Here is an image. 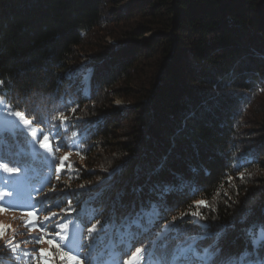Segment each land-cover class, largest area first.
I'll list each match as a JSON object with an SVG mask.
<instances>
[{
	"label": "trees",
	"instance_id": "obj_1",
	"mask_svg": "<svg viewBox=\"0 0 264 264\" xmlns=\"http://www.w3.org/2000/svg\"><path fill=\"white\" fill-rule=\"evenodd\" d=\"M123 1L0 0V98L26 113L53 107L46 115L66 102L59 110L71 119L56 128L80 132L87 167L73 176L83 187L72 183L59 196L71 201L75 220L97 224L96 246L87 247L96 251L92 258L113 263L114 244L128 240L126 225L156 199L150 189L176 183L177 174L200 190L168 194L170 210L152 208L148 221L158 211L163 219L149 236L173 216L199 211L210 232L228 226L221 243L237 254L249 244L245 230L264 224V0ZM97 36L112 42L95 46L83 64L80 48ZM118 97L124 109L113 107ZM15 130L2 131L0 154L30 176L21 184L0 171V194L10 193L0 195L6 209L30 203L53 173ZM201 200L209 207L197 209ZM198 222L185 216L177 225L191 234Z\"/></svg>",
	"mask_w": 264,
	"mask_h": 264
},
{
	"label": "rangeland",
	"instance_id": "obj_2",
	"mask_svg": "<svg viewBox=\"0 0 264 264\" xmlns=\"http://www.w3.org/2000/svg\"><path fill=\"white\" fill-rule=\"evenodd\" d=\"M129 0L123 1V5L127 4ZM100 36V34H99ZM99 36L92 41V43L84 44L80 48V60L83 64H87L89 61L88 52L92 51L95 46H99L103 44V42H112L111 37H105L101 40ZM102 36V35H101ZM87 42H90L87 41ZM96 44V45H95ZM85 68L80 66L79 68V84L81 87L82 95L86 96L87 92L84 88L87 73ZM83 90V91H82ZM109 96H107L108 98ZM46 101H41L44 103ZM66 102H61L59 105L62 106L60 108L65 107ZM125 102L121 98H115L112 102L113 107L116 109H124ZM47 105V104H46ZM49 106H45L44 108L34 107L30 108L28 113H24V119L31 121L30 126H25L26 131H20L19 134L25 136L29 150L32 152L33 156H38L39 158L43 157L46 160H50L51 166L50 170L53 171L52 178L49 180L48 184L41 185V189H38L34 195L31 196L30 203L23 205L21 208L15 209H6L3 207V211H0V223L3 225L10 226L4 232L3 236H0V260H6L12 262V264H104L102 261L96 260L92 258L94 250H88L87 247L92 243V240L95 238V233H89L87 225L81 224L80 221L75 220L77 212L76 209L71 204L69 206V199L67 196L66 202L62 201V198L59 196L65 186H71L72 183L74 186H80L84 183L78 182L77 178L73 176L76 175V172L82 171L87 167V160L83 157V152H81L84 147L78 140L77 136H80V132L76 135H65V129L63 132L59 131L58 136L52 135L53 129H56L58 122L64 120L65 118L71 119V115L66 112V110H59L60 108L54 109L48 118L46 117V113L49 112ZM15 112H21L20 110L12 109L2 98H0V132L4 130L12 131L20 127V124L17 123L19 118L14 116ZM59 112H65L63 115L58 116ZM67 113V114H66ZM46 115V116H45ZM22 124V121L20 122ZM39 131H42L44 135L49 136V144L50 148L43 149L40 147L41 141L43 140V136L39 135ZM32 133H37L36 135H31ZM59 145V146H58ZM68 155V160L65 162V167L63 170L57 175L55 170L56 166L60 163V158ZM2 160H0V165L7 163L9 167H18L21 171V163L14 161V158H11L8 155H2ZM4 161L5 163H2ZM77 170V171H76ZM0 171H3V168H0ZM50 172V171H49ZM7 173V172H5ZM21 173V172H20ZM16 173L13 176L23 182L24 180L29 178V175H24L23 173ZM264 172H261L262 174ZM9 174V173H7ZM51 174V173H50ZM264 175V174H262ZM31 178L37 180L36 175H32ZM30 182V181H28ZM27 182V183H28ZM40 183V182H38ZM55 188L53 191L52 189ZM36 197V200L33 199ZM26 200V197L24 198ZM58 199V201H55ZM1 206V205H0ZM68 213L62 211L63 209H69ZM37 210L36 214L41 221L45 216H49L51 213H56L57 215L52 218L51 221L44 223V231L41 233L40 229L34 225H26V221L30 218L26 215L28 211ZM75 222H71L74 221ZM91 221H89L90 223ZM64 223L67 225L66 229H58L56 227L57 224ZM60 232V237H56V232ZM77 234V240L71 243L72 235ZM44 235L45 237H52L55 239L56 243L60 246L64 253H69L70 255L65 259L61 260V253L56 249H51V254H49L50 245L47 242L37 243L36 237ZM147 242H136L134 246H131V252H128L127 256L116 255V259L111 264H123L125 259L130 261V264H137L136 260L132 259V252L135 251V247H139L141 244H146ZM75 244L73 248L70 245ZM19 246L15 252L11 251L12 247ZM70 246V247H69ZM40 248L46 250L44 256L45 259L42 260H34L33 257H40L41 253L38 251ZM91 248V247H90ZM69 250H73L69 251ZM104 252L105 250L101 248ZM85 251L86 253H82ZM25 253H30V255H25ZM106 253V252H105ZM104 253V254H105ZM100 255V254H99ZM72 256L78 257V260L71 259ZM109 256V255H108ZM103 259V257H102ZM3 263V262H0Z\"/></svg>",
	"mask_w": 264,
	"mask_h": 264
},
{
	"label": "snow or ice",
	"instance_id": "obj_3",
	"mask_svg": "<svg viewBox=\"0 0 264 264\" xmlns=\"http://www.w3.org/2000/svg\"><path fill=\"white\" fill-rule=\"evenodd\" d=\"M14 116L19 118L17 121L20 124L15 131L18 133L20 131H26L25 126H30L32 123L24 119V113L15 112ZM22 121V124L20 123ZM66 122V121H65ZM37 133H32L31 135H36ZM39 135L43 136L40 147L43 149L50 148L49 136L44 135L42 131H39ZM52 135L58 136L59 129H53ZM75 135V133H74ZM16 137L14 136V139ZM0 143H6L3 139V133L0 132ZM59 146V145H58ZM3 157L0 156V160ZM68 160V155L60 158L59 165L56 166L55 170L57 175L65 167V162ZM0 168L7 173L16 174L20 172L18 167H9L7 163L0 165ZM107 171V170H105ZM195 171V169H193ZM108 175L111 176L112 172H108ZM240 179H244L243 173L240 174ZM231 181V177H229ZM83 187V185L81 186ZM200 185H193L191 181L186 180L184 177L179 174L176 175V183H165L163 185H156L150 189V195L154 196L155 200H149L147 203L149 208H141V210L136 213L130 225H126V230L129 232L128 240L117 241L114 244L113 255L115 256L116 250H119L120 256H127L128 252H131V246H134L137 240L142 239L145 236H149L150 233H153L156 225L159 223L160 219H163L162 211L170 210L166 204V196L173 192H178L181 189H186L182 194L194 195L200 190ZM53 191L55 188L52 189ZM0 195H10V193H3ZM71 201H69V206ZM195 207L207 208L209 207L208 202L201 200L195 202ZM152 208L158 210L157 217L154 221H148L147 213L151 211ZM3 207L0 206V211H3ZM37 210L28 211L26 215L30 218L25 223L26 225H34L38 227L43 233L44 223L51 221L55 217L56 213H51L49 216H45L43 221L39 219L36 214ZM65 213L70 211L69 209H63ZM250 214V213H249ZM185 216L192 217L194 221H199L196 223L197 231L191 234L186 233L184 230H181L178 225V220H183ZM141 218L144 219L145 224L141 223ZM124 219H128L125 217ZM205 218L202 217L199 211L184 213L179 218L173 216L171 222L166 223L159 231H155L154 235L149 236L146 244H141L139 247H135V251L132 252V259L136 260L137 264H264V224H261L259 228L256 226H250L245 230L246 235L249 240V244L243 250L237 254L226 253L222 245V241L225 239L228 231V226H224L222 229L216 231L215 233L210 232V225L203 223ZM242 222H247V216L241 218ZM99 223V222H97ZM140 229V232H132V227ZM8 225H3L0 223V236L4 235V232L9 228ZM58 229H66L67 225L64 223H59L56 225ZM89 233L97 232V224H93L88 228ZM60 232H56V237H60ZM210 240L211 242L206 246L201 245V241ZM36 242L43 243L47 242L50 245L49 254H51V249H56L61 253L60 259L63 260L68 257L69 253H64L60 246L56 243L55 239L52 237H45L40 235L36 237ZM96 245L93 243L89 247L94 248ZM19 246L11 248L12 252H15ZM41 253L40 257H33L34 260L45 259L46 250L40 248L38 250ZM25 255H30V253H25ZM71 259L78 260V257L72 256ZM50 264V262H49ZM123 264H130V261L125 259Z\"/></svg>",
	"mask_w": 264,
	"mask_h": 264
}]
</instances>
